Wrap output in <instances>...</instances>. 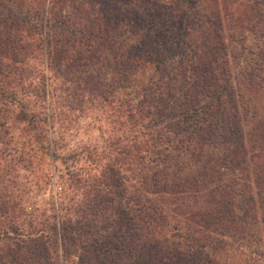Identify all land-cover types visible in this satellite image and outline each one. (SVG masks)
<instances>
[{"label":"rangeland","instance_id":"374dc122","mask_svg":"<svg viewBox=\"0 0 264 264\" xmlns=\"http://www.w3.org/2000/svg\"><path fill=\"white\" fill-rule=\"evenodd\" d=\"M261 4L0 0V264H20L23 254L82 264L86 235L55 243L51 228L60 230L75 213L89 219L109 199L127 207L139 197L157 239L180 240L174 226L205 228V238L230 227L224 219L203 222L220 198L204 191L216 180L243 177L247 155L264 148L257 141L264 125ZM144 97L150 101L141 108ZM161 97L166 101L158 107ZM186 107L188 116L181 112ZM201 152L208 159L223 152L231 162L202 169ZM210 165L222 170L220 179L201 175ZM253 210L248 220L255 226L247 222L243 238L224 237L213 252L180 240L177 257L163 254V263L187 264L189 254L193 264H264V219L260 208ZM95 223L91 242L114 231L109 255L141 264L123 248L144 239L148 226L142 234ZM144 248L152 255L150 245Z\"/></svg>","mask_w":264,"mask_h":264},{"label":"trees","instance_id":"16d2710c","mask_svg":"<svg viewBox=\"0 0 264 264\" xmlns=\"http://www.w3.org/2000/svg\"><path fill=\"white\" fill-rule=\"evenodd\" d=\"M255 4L262 3L261 5L264 6V0H254ZM178 14H182V16L185 14L186 10H183L178 7L176 9ZM64 25L61 26L63 28ZM66 27V25H65ZM146 50L141 49L139 52L145 53ZM137 54V52H136ZM135 62V61H134ZM142 62L141 58L138 57L137 64H140ZM137 66V65H136ZM134 71L130 69L129 73H133ZM124 74V73H123ZM147 89V87H146ZM147 95V93H146ZM143 97V95H142ZM144 102H137V105L141 107V105L144 106V104H147L150 100H147V97H144ZM166 101L164 97H161L156 105L158 107L162 106L163 102ZM141 104V105H140ZM220 108L221 106L219 105ZM189 108H191L192 111L195 110V107L192 105H188ZM142 108V107H141ZM188 107L183 109L182 114L184 116H188L190 113ZM222 109L220 108V112ZM26 117V115H25ZM222 122L226 125H223L224 129L229 130L230 127L227 124V119H222ZM231 125L236 127V123L234 120L230 119ZM264 123V119H263ZM262 123V124H263ZM223 136L227 137L228 135L226 133L223 134ZM222 136V137H223ZM229 137V136H228ZM257 141L259 140L264 145V125L260 127L259 132L257 134ZM226 140V139H225ZM233 147L237 148V144L233 143ZM233 151V150H229ZM238 151V149H234V152ZM201 156V167L202 169L205 168L206 165H209L210 162L216 163L218 166L219 162L221 160L226 161L230 160V157L225 155V153H221L220 156L216 159V156L212 155L210 159H208L207 153L203 155V152L200 153ZM247 163L245 164L246 170L243 172V177L235 178L231 177L228 180H225L224 182H220V180H216L211 187H207V189L204 191L205 195H211L213 192H217L218 195H220V198L216 199L215 204L216 207L214 209V212L212 215L210 214V218L204 217L203 222L208 223L211 220H221L224 219L227 222H231L229 226L231 227H224L221 231H213L212 237H203L202 234L205 228L200 227L199 229L192 230L189 228L185 229V232L178 231V228L174 226L173 228L176 229V234L180 236V240L184 241V244L189 246H193L197 249L205 248V246H208L209 250L213 252L215 249L219 247L218 244L222 247L225 243L224 237L230 236L233 237V239H240L245 236L246 233V224L249 222L250 226L249 229L255 226V221L253 223L248 220V214L253 212L255 208H260L262 210L261 217L264 219V164L258 161L259 156L264 157V148L260 147L257 150L251 151L250 154L247 155ZM234 159L235 153H234ZM223 164L226 165V167L230 170V174H233L235 172V167L231 165V163L224 162ZM251 167V171H248V168ZM222 171V170H221ZM220 170L216 169L215 165H210V169L208 171L202 170V176H205L208 174L209 176L213 177L214 174H216V178L220 179L223 174ZM252 174V184H248V176ZM214 181V179H211ZM204 180H208L207 178L201 179V182ZM263 184V186H261ZM204 197V195H203ZM129 205L126 207V205H121V203H114L113 201H110L109 199V206H100L99 208H95L93 212H90L92 217L89 219H85L84 217L79 218V214L75 213L73 215L67 216L64 220L63 224L61 225V229H57L56 226L53 225V228H51L52 234H53V241L56 243L57 240H59L61 243L63 241H68L69 243L75 242L76 237L80 236L81 234L86 235V239H88L87 243L79 244L83 246L84 250L82 249L81 254L79 255L80 258H82V264H125L121 260H116L114 256L109 255V248L114 244L112 242V238L116 235L113 234L114 229H118L119 227L125 226L127 229H139L140 232L143 231L142 229L144 227H149L148 231H144L143 238L141 241H138V239H129L127 245L123 248V251L129 252L126 253L128 256H134L137 260L140 261L141 264H164L163 260V254H167L168 256L175 258L177 257V253H179L178 244L181 243L180 240H170L166 236H161L162 238L157 239L153 238V235L155 234L156 230L151 228V225H149L152 220L147 219L148 213H146V210H142L141 203L139 197H133L132 199H129ZM127 204V203H126ZM233 208H239L241 209L240 214H235L233 211ZM154 211V210H153ZM3 213H5L3 211ZM153 213V212H152ZM73 217V218H71ZM150 217V216H149ZM102 223L101 226L103 227H113L111 230L112 232L109 233L108 239L106 241L102 242H91L92 234L93 232L90 231V227L96 226L95 222ZM216 222V221H215ZM242 222L244 225L243 227H238L237 223ZM145 225V226H143ZM91 227V228H92ZM143 227V228H142ZM202 229V231H200ZM188 231V232H187ZM193 231V233H192ZM200 235L197 236L196 233H199ZM217 232V233H216ZM148 233V234H147ZM113 234V235H112ZM219 236L221 237H218ZM200 237V238H199ZM3 238H6L8 240L9 235L6 234L3 236ZM79 238V237H78ZM248 239V236H247ZM7 245L9 243L6 242ZM75 243H72L74 245ZM88 244V245H86ZM150 245L149 251L152 253V255L149 256V253H147V250H145L144 247H148ZM74 246H77L76 244ZM65 248V247H64ZM168 252V253H166ZM203 252V251H202ZM146 253V254H145ZM66 255H69V253L66 251ZM187 259L189 261L187 264H193L194 259H192V256L187 254ZM24 256V257H23ZM23 256H20V264H23L24 262L26 264H62V262H52L48 259H45L44 257L35 258V256H30L23 254ZM5 262L6 264H9L8 260H2L1 263ZM128 264V263H126Z\"/></svg>","mask_w":264,"mask_h":264}]
</instances>
